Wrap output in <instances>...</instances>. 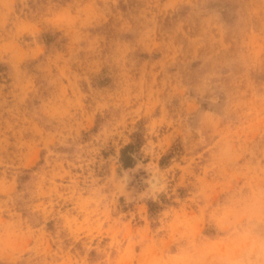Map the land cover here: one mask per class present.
<instances>
[{"label":"clouds","instance_id":"obj_1","mask_svg":"<svg viewBox=\"0 0 264 264\" xmlns=\"http://www.w3.org/2000/svg\"><path fill=\"white\" fill-rule=\"evenodd\" d=\"M0 264H264V0H0Z\"/></svg>","mask_w":264,"mask_h":264}]
</instances>
